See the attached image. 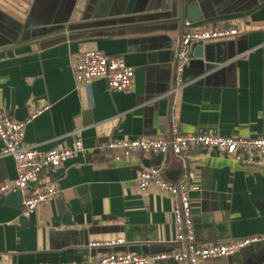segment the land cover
Returning <instances> with one entry per match:
<instances>
[{
  "label": "crops",
  "instance_id": "obj_1",
  "mask_svg": "<svg viewBox=\"0 0 264 264\" xmlns=\"http://www.w3.org/2000/svg\"><path fill=\"white\" fill-rule=\"evenodd\" d=\"M190 5L199 6L195 26L236 25L241 33L202 44L201 57L194 54L200 44L193 45L187 83L169 94ZM87 49L122 56L135 69L133 90H111L95 78L77 91L70 56ZM0 91L14 120L49 106L27 124V144L47 151L80 139L85 148L47 175L58 192L36 212L22 216L7 194L0 197V264L80 263L110 250L172 252V199L154 187L141 192L134 182L150 167L178 181L171 157L135 152L115 160L104 145L168 136L171 112L183 132L264 138V0H0ZM177 160L196 173L190 197L198 243L261 238L199 264H264V166L208 148H189ZM14 177L13 157L0 155V184ZM115 237L125 244L90 245Z\"/></svg>",
  "mask_w": 264,
  "mask_h": 264
},
{
  "label": "built area",
  "instance_id": "obj_2",
  "mask_svg": "<svg viewBox=\"0 0 264 264\" xmlns=\"http://www.w3.org/2000/svg\"><path fill=\"white\" fill-rule=\"evenodd\" d=\"M187 30L183 32L175 47L177 63L174 69V85L169 94H174L187 82L183 73L190 61L192 46L208 42L228 41L241 33L236 25L195 26L190 20L183 22ZM70 64L75 77L76 90L80 91L91 80L103 78L109 89L130 92L135 83V69L126 64L122 56H108L98 49H87L70 56ZM49 108L43 105L36 108L25 120L10 118L3 108V96L0 91V155L12 156L15 162V177L0 184V197L15 190L22 196L21 215L29 216L40 207L49 204L57 195L51 176L67 160L84 151V145L77 139L72 146L56 147L39 151L25 142L27 124ZM170 132L168 136H142L128 139L109 140L104 148L113 152L115 160H128L132 153L173 154L183 158L189 148L216 149L235 162L264 166V138L241 136H217L207 133H191L181 130L180 122L174 112L169 116ZM196 173L184 166L178 181L164 177L162 167H150L140 170L134 180L141 192L152 187L167 194L172 199V217L176 228L175 244L172 252L144 255L133 251L110 250L107 253L90 257L80 263L72 264H153L158 260L172 259L178 264H199L202 260L226 258L241 249L261 241L260 237H245L225 242L198 243L192 219L190 192ZM125 244L123 237L92 242L90 245L114 247Z\"/></svg>",
  "mask_w": 264,
  "mask_h": 264
},
{
  "label": "water",
  "instance_id": "obj_3",
  "mask_svg": "<svg viewBox=\"0 0 264 264\" xmlns=\"http://www.w3.org/2000/svg\"><path fill=\"white\" fill-rule=\"evenodd\" d=\"M181 8L183 10V5H182ZM186 12H187L186 18L189 19V20L198 21L201 18V15H200V12H199V6H197V5H190L189 7L186 8ZM192 12H193V14H191L192 16H189V13H192ZM2 41H3V43H8L6 38H2ZM203 50H204V46L202 44H200L194 50V54L197 53V56L201 57L202 53H203ZM163 56H164L165 60H168L169 52L164 53ZM176 63H177V59H175L173 69H175ZM163 155H165V154H158V156H160V157H163ZM169 156L171 157V162H172L173 166H176L174 168H176L181 173V169L182 168H181L179 160H177V158L171 153H169ZM6 200L11 205H13V206H15L17 208H21L22 207V203H21L22 196H21V192L19 190H15V191H11V192L7 193Z\"/></svg>",
  "mask_w": 264,
  "mask_h": 264
}]
</instances>
